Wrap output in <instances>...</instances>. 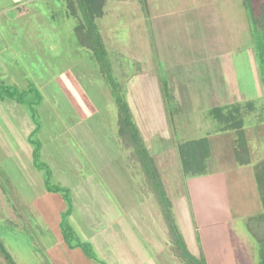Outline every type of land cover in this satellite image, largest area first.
Masks as SVG:
<instances>
[{
	"label": "rangeland",
	"instance_id": "rangeland-1",
	"mask_svg": "<svg viewBox=\"0 0 264 264\" xmlns=\"http://www.w3.org/2000/svg\"><path fill=\"white\" fill-rule=\"evenodd\" d=\"M2 1L0 96L15 94L0 102V264H260L249 220L264 219V91L247 0H108L95 21L104 66L67 1L20 0L26 15ZM117 96L146 160L120 138ZM225 103L240 111L230 120L242 122L248 163L212 112ZM200 137L211 152L187 176L176 147Z\"/></svg>",
	"mask_w": 264,
	"mask_h": 264
},
{
	"label": "trees",
	"instance_id": "trees-1",
	"mask_svg": "<svg viewBox=\"0 0 264 264\" xmlns=\"http://www.w3.org/2000/svg\"><path fill=\"white\" fill-rule=\"evenodd\" d=\"M67 7H69L68 14L69 15H77L80 16L81 22L79 25L75 27L76 34L78 35L80 39V43L89 48V50L94 52V57L99 61L101 66H104L107 64V58L106 54L107 51L104 46V42L102 40V37L99 33V30L96 25V19L101 17L103 15V6L107 3L108 0H65ZM246 10L250 14L251 17H249V27L251 29V39H252V48L248 49L250 52L251 57L253 60L257 63V66L255 67V73L257 71L256 78L255 76L254 81L255 83L258 82L262 86V90L264 91V0L260 4V12L259 14L255 15L254 9L252 8V0L246 1ZM79 18V19H80ZM253 52V53H252ZM248 60V55L246 57V61ZM239 65V62H238ZM237 70V69H236ZM253 70V68H252ZM238 77L239 71L237 70ZM248 73V74H247ZM242 80H247L248 82L245 83V88L242 87L244 90L251 88L252 84L249 85V79H247V76H250L252 78V75L250 73V70H245L244 73L241 74ZM240 76V77H241ZM163 80V81H162ZM160 81V87L162 92V97L164 101V109H167L169 105V101L167 103L168 97L171 96L170 92L171 89L168 87V80L166 79V76L162 77V79L159 77ZM254 93L256 92L254 89L252 90ZM252 91H247L252 93ZM242 91H239L241 93ZM8 97H2L0 96V102H3L5 99L9 101H12L11 98H13L15 91L8 89ZM234 96H237L234 94ZM242 96L246 97V95L242 94ZM252 96V95H251ZM10 98V99H9ZM118 102L120 104V118H119V135L121 140L126 144V146L134 148V152H130V158L131 159H138V157H143V153H139L136 148L137 145H139L142 142L141 134L138 129L137 124L135 123V120L132 118L131 110L128 106V104L121 98V96H117ZM171 98V97H170ZM236 98V97H235ZM19 99L17 100V102ZM234 105V104H232ZM232 105H228V103L219 105V104H213L212 112L215 113L216 118L218 119L219 123L223 125V127L226 128H232L236 132V142L234 145V155L235 159L238 162L241 163H248L249 161V153H247V144L244 138V132H243V125L242 122L238 119H235L233 123H231L232 115L234 119L235 113L239 111L238 109L234 110L235 108H232L233 110H227L226 107H232ZM167 106V107H166ZM170 107V106H169ZM2 110H4L2 108ZM227 112H226V111ZM5 111V110H4ZM168 113H172L171 109H167ZM240 112V111H239ZM212 113V114H213ZM231 119V120H230ZM226 122V124H224ZM229 126V127H228ZM136 148V149H135ZM137 150V152H136ZM210 142L208 138L206 137H200V138H192L188 139L186 141L180 142L176 147V154L178 157V161L180 162L182 166V171L187 176H198L203 174V166H205V160L210 155ZM139 153V154H138ZM146 160V158L144 159ZM154 176L149 174V179L153 185V178ZM158 177V175H157ZM154 187V186H153ZM155 190V188H154ZM159 192L160 191H156ZM165 208V207H164ZM167 212V210H164ZM66 214V212H65ZM170 221V220H168ZM65 229V228H64ZM249 229L252 232L254 236H256L257 240L263 241L261 243L264 246V219L261 218V220H254V218H250L249 220ZM67 229L64 231L66 232ZM260 243V242H259ZM79 244V245H78ZM81 243H77L78 246ZM76 245V244H75ZM75 245H71V248H74ZM82 248V246H81ZM7 254V253H6ZM88 254V253H87ZM92 259H94L93 256H89ZM186 256L184 255V258ZM199 259L193 258L190 262V259H187L188 264H199ZM203 264H208L206 261L203 262ZM260 264H264V260L262 259Z\"/></svg>",
	"mask_w": 264,
	"mask_h": 264
},
{
	"label": "crops",
	"instance_id": "crops-1",
	"mask_svg": "<svg viewBox=\"0 0 264 264\" xmlns=\"http://www.w3.org/2000/svg\"><path fill=\"white\" fill-rule=\"evenodd\" d=\"M5 3H7L6 1H2L0 0V11L3 10L4 8L2 7ZM22 1H18V3H10V6L11 7H16L17 8V13L21 10L22 12V15H26V13L28 12V7L27 5H25L24 3V6H25V9L26 11H22V9L20 7H22ZM8 7V6H7ZM19 14V13H18ZM256 93V92H255ZM0 112H2V114H4V116L6 117V111L2 110V106L0 105ZM8 121V120H7ZM11 122H8V124H10ZM4 125H7L6 123ZM44 197H47V199L49 198V196L45 195ZM58 214V213H57ZM57 219V218H56ZM58 222V220H57ZM60 220H59V225H60Z\"/></svg>",
	"mask_w": 264,
	"mask_h": 264
}]
</instances>
